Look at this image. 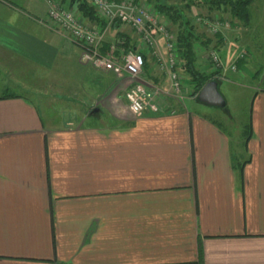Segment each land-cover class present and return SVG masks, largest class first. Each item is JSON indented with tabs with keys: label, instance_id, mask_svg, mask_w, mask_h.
I'll list each match as a JSON object with an SVG mask.
<instances>
[{
	"label": "crops",
	"instance_id": "0c3cea01",
	"mask_svg": "<svg viewBox=\"0 0 264 264\" xmlns=\"http://www.w3.org/2000/svg\"><path fill=\"white\" fill-rule=\"evenodd\" d=\"M254 1L249 25L226 34L240 49L229 64L245 53L234 73L250 91L239 143L192 107L134 116L129 78L81 64L65 34L40 24L46 3L37 12L34 0H0V264H264V49L253 43ZM83 21L102 34V52L131 34ZM204 34L211 45L221 39ZM136 46L146 57L139 82L167 88L157 62L165 49Z\"/></svg>",
	"mask_w": 264,
	"mask_h": 264
},
{
	"label": "built area",
	"instance_id": "2783aa9c",
	"mask_svg": "<svg viewBox=\"0 0 264 264\" xmlns=\"http://www.w3.org/2000/svg\"><path fill=\"white\" fill-rule=\"evenodd\" d=\"M47 13L40 23L49 29L65 34L70 43L80 50L79 62L94 70L110 72L116 77L139 79L144 70V58L141 53L128 51L118 52V42L108 45V50L102 52V34L91 28L78 13L76 7H64L59 0H46ZM105 20L108 25L115 21L130 27L135 31L140 45L145 51L156 53L157 41L162 38L166 57H158L159 70L167 75L169 86L162 89L158 86L147 87L142 82L132 83L126 92L129 111L137 117L144 114H159L161 97H171L183 100L182 84L177 71L179 53L176 36L169 29L166 21L159 20L152 7L139 0H84ZM197 24L212 37H221L226 44V34L231 31L232 20L229 16L200 15ZM212 65V80L227 79L229 71H237L236 62L245 59V53L237 57V61L226 64L218 50L208 53ZM140 81V80H138Z\"/></svg>",
	"mask_w": 264,
	"mask_h": 264
},
{
	"label": "rangeland",
	"instance_id": "374dc122",
	"mask_svg": "<svg viewBox=\"0 0 264 264\" xmlns=\"http://www.w3.org/2000/svg\"><path fill=\"white\" fill-rule=\"evenodd\" d=\"M34 1L39 5L37 12H39L40 10L43 11L45 9V3H46V6L48 5L46 0H34ZM59 1L62 3V0H59ZM139 1L147 4L148 6H151L153 13L156 14L158 19L162 20L163 22L166 21L169 29L173 32V34L175 36H177V33L179 31L178 25L171 24L165 17L161 16L155 10V6H154L155 0H151V1L139 0ZM159 1H161L162 3H164L166 5H171L173 7H177L178 9H180L181 12L184 14L185 18L190 19L191 23L194 22L196 35L199 37V39L204 41V39H205L204 33L207 31L204 30L203 28H199V25L196 22L197 17L200 16L198 9L193 7L194 5L191 6L190 9L186 8V4H188V2H190V0H159ZM254 2H255V4L252 6V11H253V14L257 13L259 28L254 33L255 36L253 39V43L257 48L261 47L264 49V0H255ZM203 14H205V13H203ZM253 21L255 22V18ZM237 24H238L237 22H232L231 28H234L235 25H237ZM128 29H130V32L132 34V35L130 34V36H129V34L126 35L130 39L129 44L131 47H133L134 51L138 52V48L136 46V42L138 39L137 35H136L135 31L132 30L130 27H128ZM52 31L57 32V30H52ZM128 38H126V39H128ZM214 38H217V37H214ZM160 39H162V38H160ZM160 39L158 40L159 43H157L156 49L160 48L162 51H164L165 47H163V44H162L163 40H160ZM123 41L126 42L125 39ZM219 44H222V45L225 44L223 39H221V41H219L218 45ZM214 46L209 47V46H205L203 44H200L199 42L195 43V47L198 48V49H195L196 54H197V58H198L197 66L200 68L201 71H203V73H205L207 75L210 74L212 71V65H211L210 60L208 59L207 56H208V53L210 50H212L214 48L216 49L217 46L216 45H214ZM239 50H240L239 47H238V49L237 48L235 49V45L233 44V42H231V43L228 42L222 49H220V51L218 50V52L221 55L223 61L226 64H229V62H231L234 59L235 55L239 52ZM138 53L142 54V52H140V51ZM79 55H80V52H79ZM203 55H204V57L202 60L201 57ZM31 69H34V68H31ZM177 71L180 75V81L182 84V94L184 95V99L181 101V100L171 98V97H161L159 99V104H160V107L163 110V112L164 111H168V112L176 111L177 108L184 110V111L185 110L191 111V107H192V108L197 109L199 111L208 113V115H210L211 117L216 118L217 120L222 122V124L225 126L227 131L230 133L234 142L240 143L242 141L241 139H243L242 134L246 130V127L248 126V123H249V111H250V96L249 95H250V91L245 89V88L240 87V85H239L240 82H237L238 80L235 79L236 74L232 71H229L227 74L228 77L226 80L220 81L219 78H216L214 80L218 84L222 83L221 87H220V92L222 93V95L225 99V102H226L225 108L219 109V108H212V107H207V106H204L202 104H199L192 97L193 85L190 84L189 77L182 70V59L180 58V56H179V65L177 67ZM2 75H4L3 71L0 72V77ZM4 77H5L6 81H11V79L8 75H5ZM125 77L126 76H124V78ZM129 81L131 83L139 82L137 79H134V80L129 79ZM243 85L250 86V81L249 80L246 81L244 79ZM9 92L10 93H13V92L21 93L22 91L20 89L11 87L9 89ZM30 98L34 100L35 104H37L39 106V108H41V109L44 108V110L45 109L49 110L48 112L50 114H54L53 111L50 110L47 106H43V103H41V101H39L38 98H35L32 95H30ZM64 113L66 114V118L68 116H70V114L74 115L73 113H70V112H64Z\"/></svg>",
	"mask_w": 264,
	"mask_h": 264
},
{
	"label": "trees",
	"instance_id": "16d2710c",
	"mask_svg": "<svg viewBox=\"0 0 264 264\" xmlns=\"http://www.w3.org/2000/svg\"><path fill=\"white\" fill-rule=\"evenodd\" d=\"M66 1V0H63ZM151 1V0H148ZM252 0H190L188 4H186V8L190 9L191 6L195 8H204L208 11L209 16H224L227 15L230 17L232 22H237L243 26H247L250 23V12L249 6ZM69 7H76L80 16L84 19H87L94 23H101L102 26H105L107 22L100 18L94 9L86 3L84 0H68ZM155 10L163 17H165L171 24L178 25L179 31L176 36L178 53L180 58L182 59V70L189 77L190 84L193 85L192 97L197 99V95L202 89V87L211 81L213 74H205L200 68L197 66V54L195 49V43L199 42L205 46L213 47L216 45V50L220 46L218 45L221 39L215 40L217 41L214 45H211L212 40L207 39L205 36L204 41L199 39V37L195 33V25L194 22L191 23L190 19L184 17V14L177 7H173L171 5H166L159 0H155ZM199 15H203L200 14ZM112 27L119 28L121 23L119 21H115L111 23ZM120 48H123L124 52L133 51V47L129 44V39L126 40ZM215 47V46H214ZM120 48L118 49L120 51ZM215 49V48H214ZM143 55V53H142ZM199 57V56H198ZM144 58V69L146 68V57ZM241 60L236 62V65L240 64ZM221 84V83H220ZM13 97V96H12ZM200 259V254H199Z\"/></svg>",
	"mask_w": 264,
	"mask_h": 264
},
{
	"label": "water",
	"instance_id": "95a60500",
	"mask_svg": "<svg viewBox=\"0 0 264 264\" xmlns=\"http://www.w3.org/2000/svg\"><path fill=\"white\" fill-rule=\"evenodd\" d=\"M196 101L207 107L224 109L225 99L220 92V84L211 80L206 83L197 95Z\"/></svg>",
	"mask_w": 264,
	"mask_h": 264
}]
</instances>
